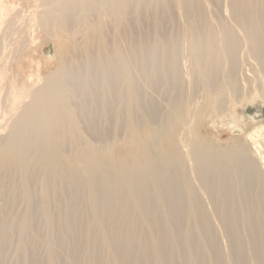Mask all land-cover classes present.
Instances as JSON below:
<instances>
[{"label": "bare ground", "instance_id": "bare-ground-1", "mask_svg": "<svg viewBox=\"0 0 264 264\" xmlns=\"http://www.w3.org/2000/svg\"><path fill=\"white\" fill-rule=\"evenodd\" d=\"M212 3L42 0L41 26L70 41L0 134V264L11 250V264H264V127L231 146L184 128L243 103V48L264 59V0ZM185 38L200 63L191 79ZM190 87L204 93L197 109Z\"/></svg>", "mask_w": 264, "mask_h": 264}, {"label": "rangeland", "instance_id": "rangeland-1", "mask_svg": "<svg viewBox=\"0 0 264 264\" xmlns=\"http://www.w3.org/2000/svg\"><path fill=\"white\" fill-rule=\"evenodd\" d=\"M203 2L206 5L213 4L212 0H203ZM214 3L219 2L214 1ZM43 9L42 0H0V134H4L3 136L8 135L14 121L31 101V94L42 88L46 83V78L58 70L61 64L58 48L67 47L70 41L68 36L65 37V34L58 30H53L50 33L46 32L40 24L45 10ZM206 9L210 10L211 8L206 6L204 10ZM211 10L216 13H213V15L208 12V15L216 26L220 22L219 18L230 22L229 15L222 13V9L212 8ZM176 18L181 25L177 30H181L183 35L186 36L187 33L183 31L184 28L182 27L185 21L178 9L176 10ZM73 30L75 35L73 38L76 43L83 46L91 33L87 25L78 20V16L74 22ZM171 30L170 28L168 32H171ZM115 34L116 30L111 24L106 33L107 40L112 42ZM188 41L190 42V40ZM95 42H97V39L93 40L94 44ZM181 42L183 43L180 44V47H182L181 56L185 68L184 72H189L187 75L189 77L190 74L189 78L191 79L200 69V63L194 52L189 50L191 47H189L190 43L187 42V39H182ZM246 53V48H243L240 54L239 66L241 70L239 79L243 88V103L235 108L232 105L230 106L224 123H220V119L217 117L206 116L199 124L197 121H191L189 117L188 120L190 121L187 122L184 128H187L189 132L193 129L192 131H195L194 134H196L193 135L197 136V139L215 146L249 145L252 141L251 135L258 125L264 127V118L256 123L252 122L259 111H264V59L261 63L246 55ZM189 92L193 95L195 93L193 109L199 108L204 102V93L199 92V90L194 92L191 87ZM107 120H103L102 128L110 130ZM189 122H192L191 125ZM16 212L19 215L25 212L23 204L18 206V209L16 208ZM9 254L10 260L13 262L14 250L13 252L12 250L9 251ZM11 263L8 262V264Z\"/></svg>", "mask_w": 264, "mask_h": 264}]
</instances>
